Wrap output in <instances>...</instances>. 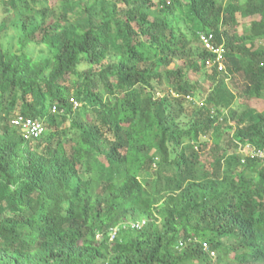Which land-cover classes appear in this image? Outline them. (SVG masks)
I'll return each mask as SVG.
<instances>
[{
  "label": "trees",
  "instance_id": "obj_1",
  "mask_svg": "<svg viewBox=\"0 0 264 264\" xmlns=\"http://www.w3.org/2000/svg\"><path fill=\"white\" fill-rule=\"evenodd\" d=\"M234 1L0 0V264H264V160L239 153L264 146V0Z\"/></svg>",
  "mask_w": 264,
  "mask_h": 264
},
{
  "label": "rangeland",
  "instance_id": "obj_2",
  "mask_svg": "<svg viewBox=\"0 0 264 264\" xmlns=\"http://www.w3.org/2000/svg\"><path fill=\"white\" fill-rule=\"evenodd\" d=\"M237 4H242L245 2V0H235L234 1ZM51 9L54 8L53 1L50 2ZM179 14V13H178ZM180 21L183 22L182 16L179 14ZM13 18H11L10 15L6 14L4 11V7L2 4H0V49L2 50H13L16 51L18 49V38H17V32L14 29L13 25L11 24V21ZM238 21L242 22L241 18L238 17ZM242 24V23H241ZM248 25H241V27L238 28V32L242 33L245 29L247 30ZM196 47V43L194 45ZM29 52L35 57V58H42L45 57L48 53V50L44 46H30L28 48ZM176 64H181V62H177ZM172 67V66H171ZM202 75H199V78H201ZM229 88L236 92V88L231 86V84H228ZM199 91L196 93L194 97V103H191V99L188 100V102L185 104L186 109L188 110V115L190 117L185 118L184 124H189L190 121H192L196 113L198 112V108L201 106V102H205L209 95L207 92L206 94H203L206 92V85L204 83H200V87L198 88ZM236 107L239 108V111L243 110L242 106H239L238 103H236ZM257 106H259L260 110L264 108V94L262 96L261 101L257 102ZM19 110H17L18 112ZM206 140V139H203ZM243 154V153H242ZM244 156H246V152H244ZM238 242L235 239L228 240L227 244H235Z\"/></svg>",
  "mask_w": 264,
  "mask_h": 264
},
{
  "label": "built area",
  "instance_id": "obj_3",
  "mask_svg": "<svg viewBox=\"0 0 264 264\" xmlns=\"http://www.w3.org/2000/svg\"><path fill=\"white\" fill-rule=\"evenodd\" d=\"M200 43L203 48L212 54V59L206 62V66L208 69L216 68L218 72L225 71V49L223 45H217L215 42V37L213 34H200ZM77 107L78 104L75 103ZM15 125L21 126L24 131L25 139L38 138L43 132L44 128L41 122L37 120H33L30 118L18 117L14 121ZM240 153L243 156V159L246 158H260L264 160V146L261 148H256L251 145L240 146ZM244 152H246V156H244ZM244 163V161H243ZM133 229H140L141 224H132ZM116 235V231L113 233L112 238ZM203 248L205 250L208 249L206 243L203 244Z\"/></svg>",
  "mask_w": 264,
  "mask_h": 264
},
{
  "label": "clouds",
  "instance_id": "obj_4",
  "mask_svg": "<svg viewBox=\"0 0 264 264\" xmlns=\"http://www.w3.org/2000/svg\"><path fill=\"white\" fill-rule=\"evenodd\" d=\"M211 34H212V33H211ZM199 35H200V33L198 34V36H199ZM214 37H215V36H214ZM199 38H200V37H199ZM215 39H216V38H215ZM223 46H224V45H223ZM224 49H225V48H224ZM225 56H226V50H225ZM224 63H225V61H224ZM209 70H211V69H209ZM216 70H217V69H216ZM225 72H226V65H225V71H223V72H219V73H225ZM189 100H190V99H189ZM191 101H193V100L191 99ZM70 102L73 104V108H74V109H78V108L81 107V103L78 102L77 100H75L74 98L71 99ZM75 103L78 104L77 107L75 106ZM203 104H204V102H201V103H200V105H201L200 107H202ZM53 111H56V107H53ZM18 117H24V116H18ZM18 117H17V118H18ZM17 118H16V119H17ZM25 118H26V117H25ZM16 119H14V120L12 121V125H13L14 127L18 128V129H20L21 134H22V137H23V140H24L25 142L32 143V142L36 141L37 139H39L40 137H42V136L44 135V133L46 132V128H45L44 123L42 122V120H39V119H33V120H37V121H39V122L42 123L43 128H44V132H43L38 138L25 139V137H24V131L22 130V127L14 124V121H15ZM30 119H32V118H30ZM239 153H240V152H239ZM240 155L242 156L241 153H240ZM242 157H243V156H242ZM128 224H129V223H128ZM132 224H141V228H140V229H133V228H132ZM144 224H145V222L130 223V228L133 229V230H137V231H138V230H141V229L143 228ZM115 231H116V235H115L114 238H112V235H113V233H114ZM118 233H119V229H118V228H112V229L110 230V233H109L110 241H114V240L116 239ZM204 250H205V249H204ZM207 250H208V249H207ZM207 250H205V251H207Z\"/></svg>",
  "mask_w": 264,
  "mask_h": 264
}]
</instances>
